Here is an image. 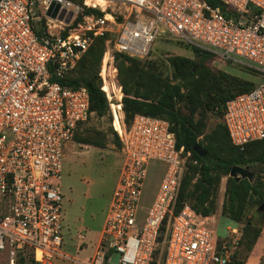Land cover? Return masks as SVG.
<instances>
[{"label": "built area", "instance_id": "2783aa9c", "mask_svg": "<svg viewBox=\"0 0 264 264\" xmlns=\"http://www.w3.org/2000/svg\"><path fill=\"white\" fill-rule=\"evenodd\" d=\"M220 1L234 15L227 18L200 0H0V252L10 264L27 250L36 264L66 259L64 151L94 114L88 91L68 87L66 79L96 38L115 35L117 53L143 59L166 34L251 68L260 82L226 103L223 122L241 150L264 140V0ZM53 4L59 5L54 19L47 15ZM104 59L106 70L117 74L113 55ZM118 133L119 179L97 250L86 264H230L240 228L229 230L231 240L220 239L209 217L188 204L175 211L191 154L177 148L170 124L136 115ZM155 172L156 194L140 215L146 182ZM79 239L86 240L82 233Z\"/></svg>", "mask_w": 264, "mask_h": 264}, {"label": "trees", "instance_id": "16d2710c", "mask_svg": "<svg viewBox=\"0 0 264 264\" xmlns=\"http://www.w3.org/2000/svg\"><path fill=\"white\" fill-rule=\"evenodd\" d=\"M72 1L83 4V0ZM200 1L219 9L227 18L234 15L233 11L220 0ZM90 13L103 16L99 10L86 9L85 14ZM107 41V37L95 39L78 62L74 74L66 79L67 86L73 89L85 88L90 95L91 111L98 117L109 116L110 103L105 92L112 99L114 90L117 92V101L121 102L114 109L123 110L128 127L136 115L166 120L175 135L177 148H184L185 153L191 154L189 164H186L175 211L188 204L203 217L214 215L221 179L229 176L222 216L241 224L250 205L263 204L264 182L260 180L250 182L248 179L238 181L230 174L235 166L241 168L245 166L248 169L253 164L264 165V140L250 143L243 150L235 147L223 122L224 108L229 100L252 91L258 83L244 82L225 73L213 72L206 66V60L213 54L184 44L202 60L194 61L181 56L171 58L169 63L172 68V80L161 75L149 62L117 53L115 62L122 93L116 83L113 84L111 91L107 85H104L102 90L99 72ZM103 70L105 71V67ZM255 74L258 76L256 72ZM210 113L221 120V123L207 133ZM122 116L115 111L113 122L115 129L121 133ZM114 135L118 141L117 135ZM74 139L79 144L97 148H104L106 142L105 136L91 131L77 135ZM198 150L205 153V157H202ZM260 214L264 219V213ZM260 235V229L246 223L240 243H245L247 251H251ZM163 238L164 236L162 240ZM238 249L239 247L230 264H246L239 257ZM27 262L36 264L29 250L19 254L16 264Z\"/></svg>", "mask_w": 264, "mask_h": 264}, {"label": "rangeland", "instance_id": "374dc122", "mask_svg": "<svg viewBox=\"0 0 264 264\" xmlns=\"http://www.w3.org/2000/svg\"><path fill=\"white\" fill-rule=\"evenodd\" d=\"M74 3L81 4L79 2ZM98 4L100 6H104L105 3L99 2ZM39 6H37L36 10L39 14H41ZM119 7L123 9L121 5ZM76 27V25H73L71 28L73 29ZM163 37L165 39L157 40V42L153 44L148 55L141 60L143 62L153 64L156 71H158L165 78H169L171 80L173 78L172 68L169 63L171 58L181 56L194 61L202 60L200 56H198L190 48L184 46V44L170 40L169 36L166 34L163 35ZM115 39V35L108 37L104 57H106V53L110 52L115 60V55L117 54V52L113 49ZM104 57L101 61L99 72L101 88L103 90L104 85H107L108 90L111 91L113 84L116 83V86L120 88V92L122 93L121 86L118 81V71L117 74H115V78H113L112 72L106 70ZM114 66L117 69L116 62H114ZM206 66H208L215 73H225L239 78L244 82L257 84L260 81L251 68L241 63L226 60L219 55L213 54L212 57L207 59ZM104 67L105 72L103 75ZM105 94L110 103L109 116L98 117L94 113L87 122L78 128L75 135H84L88 131L103 135L106 139L105 147L97 148L79 144L74 139L65 147L64 151L63 176L61 181L65 213L63 251L72 257L80 259L88 256L92 251L91 246H93L100 239L107 209L112 200L113 193L119 179L120 166L122 163V143L119 133L113 125L115 111L119 115H123L121 124L123 123L126 126L128 124L123 110L114 109L119 105V103L121 104V102L116 99L117 92L115 93L113 90L112 99L108 97L106 92ZM220 123L221 120L217 119L214 114L210 113L207 133H210ZM114 134L117 135L118 141ZM201 139H203V137ZM187 163L189 164L188 161ZM243 168L246 167L244 166ZM248 170L254 175L253 181L260 180L264 182V165L253 164L248 167ZM155 174L156 172L153 176L149 177L146 182V187L143 192V198L139 209L140 215H144L146 213L156 194L159 178L156 177ZM190 174H192V171ZM228 177H223L221 179L216 202V212L214 215L209 217L210 222H212L211 227L215 230L220 239L228 238V240H231L232 236L229 230L240 228L244 231L246 223H250L252 227L260 229L261 235L252 250L247 251L246 244L240 243L238 246V254L239 257L246 262V264H264V219L260 214L262 212L259 211L260 206L250 205L246 218L241 224H237L222 216V206L225 200V190ZM81 233L86 238L85 242H81L79 239V235ZM84 245L87 246V248L82 252L78 251V247H82ZM117 259L118 256L114 255V262H116ZM0 264H10L7 253L0 252ZM26 264H29V262ZM55 264L74 263L60 258L55 261Z\"/></svg>", "mask_w": 264, "mask_h": 264}, {"label": "water", "instance_id": "95a60500", "mask_svg": "<svg viewBox=\"0 0 264 264\" xmlns=\"http://www.w3.org/2000/svg\"><path fill=\"white\" fill-rule=\"evenodd\" d=\"M58 9H59V5H55L53 4L51 9L49 10L48 12V16H50L51 18H56V14L58 12ZM64 14L65 12H62L61 16H60V19L62 20L63 17H64ZM72 17V14H70L68 16V18L66 19V23L69 24L70 23V19ZM198 153L202 156V157H205V153H203L201 150H198ZM230 176L232 178H235L237 179L238 181L241 180V179H248L250 182L253 181V175L252 173L249 172V170L247 168H241V167H233L232 169V172L230 174ZM259 211L260 212H264V202L263 204L259 207Z\"/></svg>", "mask_w": 264, "mask_h": 264}, {"label": "crops", "instance_id": "0c3cea01", "mask_svg": "<svg viewBox=\"0 0 264 264\" xmlns=\"http://www.w3.org/2000/svg\"><path fill=\"white\" fill-rule=\"evenodd\" d=\"M109 205H110V203H109ZM108 208H109V206H108ZM107 211H108V209H107ZM106 216H107V213H106ZM105 219H106V217H105ZM104 223H105V220H104ZM104 223H103V226H102V231H103ZM100 238H101V236H100ZM99 241H100V239L93 246H91V250H92L91 253L88 256H86L85 258H82V259L77 258V257H72V256L66 254L63 251V253L66 256V259L65 260L66 261H69L71 263H74V264H86L94 256V254H95V252L97 250ZM86 248H87V246H85V245L82 246V247L80 246V247H78V251L82 252Z\"/></svg>", "mask_w": 264, "mask_h": 264}, {"label": "bare ground", "instance_id": "6f19581e", "mask_svg": "<svg viewBox=\"0 0 264 264\" xmlns=\"http://www.w3.org/2000/svg\"><path fill=\"white\" fill-rule=\"evenodd\" d=\"M99 2H102V1H97V3H99Z\"/></svg>", "mask_w": 264, "mask_h": 264}]
</instances>
